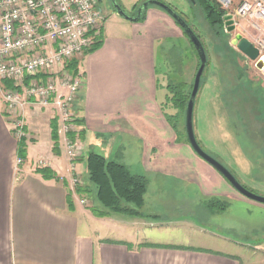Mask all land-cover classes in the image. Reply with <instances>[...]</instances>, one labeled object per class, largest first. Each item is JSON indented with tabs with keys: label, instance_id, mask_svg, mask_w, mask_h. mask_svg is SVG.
I'll return each instance as SVG.
<instances>
[{
	"label": "crops",
	"instance_id": "crops-1",
	"mask_svg": "<svg viewBox=\"0 0 264 264\" xmlns=\"http://www.w3.org/2000/svg\"><path fill=\"white\" fill-rule=\"evenodd\" d=\"M190 47L180 26L157 6L149 7L141 21L106 20L100 47L79 65L84 82L78 94L79 132L73 136L87 150L74 172L62 148L55 110L35 106L24 111L29 138L24 163L16 171L20 143L0 96V264H238L221 256L142 247L197 248L184 239L175 244L177 228L170 223L183 215L158 218L172 201V186L192 183L190 161L181 153L176 156L182 148L176 146L174 129L158 101L169 96L168 86L159 83L163 78L187 82ZM91 153L144 176L148 189L143 209L157 218L96 217L88 204L82 205L85 195L72 194V180L76 174L83 181L88 177L86 159ZM44 168L60 180L44 178L39 173ZM196 178L198 185H205L204 178ZM203 233L198 249L232 256L223 248L236 247L233 240ZM127 245L140 249L128 251Z\"/></svg>",
	"mask_w": 264,
	"mask_h": 264
},
{
	"label": "rangeland",
	"instance_id": "rangeland-1",
	"mask_svg": "<svg viewBox=\"0 0 264 264\" xmlns=\"http://www.w3.org/2000/svg\"><path fill=\"white\" fill-rule=\"evenodd\" d=\"M116 1L128 16H134L139 7L150 0ZM156 1L169 6L187 21L200 37L207 55L208 64L202 76L194 108L193 124L199 145L208 155L225 166L243 187L264 198V74L256 69L254 62L232 46V40L237 35L250 40L256 33L248 21L240 17L236 19V30L233 33L227 32L226 28L224 32L213 28L208 24L203 9L198 6L193 9L190 0ZM213 1L222 6L217 0ZM238 1L235 0L236 3ZM98 3L107 21L113 23L116 18L121 19L115 15L111 0H98ZM234 6L237 7V4ZM225 10L228 15L234 8ZM190 46L192 68L184 76L187 82L184 83L177 78L169 82L163 78L159 82L163 86L186 84L183 90L188 98L191 96L200 67V59L191 42ZM162 85L159 87L160 91ZM173 95L171 94V99ZM188 98L186 100H190ZM175 100L158 101L174 129L176 146L182 148L176 152V156L181 153L190 161L192 183L172 186V189L174 188L171 193L172 201L165 204L167 209L162 210L158 218L176 219L183 215V218H179L180 221L170 223L177 228L175 244L178 245L184 239L185 244H193L197 248L148 244L142 247L221 256L238 264L264 262V204L251 201L239 194L220 173L196 155L186 133V109L189 101L180 107ZM79 144L84 155L87 149L82 141ZM196 177L204 178L206 186L198 185ZM86 179L88 180V177ZM94 196L92 193L85 196L90 210L98 206ZM143 207L141 208L143 217L157 218L155 214L145 212ZM208 207L211 211H208ZM155 221L161 223V220ZM203 230L233 240L236 247L223 248L232 256L224 255L225 252L218 254L198 249L203 242L199 239V236L204 234ZM127 246L128 251L140 249ZM210 246L214 248L215 244Z\"/></svg>",
	"mask_w": 264,
	"mask_h": 264
},
{
	"label": "built area",
	"instance_id": "built-area-1",
	"mask_svg": "<svg viewBox=\"0 0 264 264\" xmlns=\"http://www.w3.org/2000/svg\"><path fill=\"white\" fill-rule=\"evenodd\" d=\"M217 1L234 8L235 24L238 17L248 21L256 33L250 41L264 58V0ZM105 22L98 0H0V91L14 137L19 143L29 138L26 108L54 109L71 172L83 155L72 135L79 132L77 104L84 74L79 68L74 75L67 66L80 63L100 42ZM23 163L17 160L18 173ZM72 183V194L78 195L76 188L84 181L76 174ZM80 203L88 202L83 198Z\"/></svg>",
	"mask_w": 264,
	"mask_h": 264
},
{
	"label": "trees",
	"instance_id": "trees-1",
	"mask_svg": "<svg viewBox=\"0 0 264 264\" xmlns=\"http://www.w3.org/2000/svg\"><path fill=\"white\" fill-rule=\"evenodd\" d=\"M191 5L193 9L197 6L202 8L206 14L208 24L211 27H216L218 30L224 32V29L226 28L224 17L227 15V12L220 4L213 0H195L194 3L191 2ZM144 13L145 11L139 21L144 19ZM198 38L200 39L199 36ZM99 47L100 42L87 52V54L96 51ZM79 65V61L74 60L68 64L67 69L72 74L76 75L79 71ZM4 86L6 88H11L12 84L10 82H5ZM185 88L186 84H169L167 87L169 93L168 100L176 99V104L183 107L184 104L189 101L186 100L188 97L184 94L185 90L183 89ZM171 94H174L172 99L170 97ZM188 99H190V97ZM72 138L75 139L73 135ZM53 140L55 142V150H57L59 134L58 127L55 125L53 127ZM19 151L20 158L23 159L26 152L25 141L20 143ZM86 163L88 180L85 179L84 184L76 188V192L78 195L86 196L88 194L90 195V193L95 195V202L98 206H94L91 212L96 217H109L111 215H122L132 218L143 217L141 214V208L144 206V196L148 184L144 176L135 175L125 165L116 161H110L97 153L89 154ZM39 173H41L46 179H59L48 168L40 169Z\"/></svg>",
	"mask_w": 264,
	"mask_h": 264
},
{
	"label": "water",
	"instance_id": "water-1",
	"mask_svg": "<svg viewBox=\"0 0 264 264\" xmlns=\"http://www.w3.org/2000/svg\"><path fill=\"white\" fill-rule=\"evenodd\" d=\"M115 12L123 18L126 21L129 22H137L140 20L142 14L144 11H146L150 6H157L164 10L169 16H171L175 22L180 26V28L183 30L187 38L190 40V42L193 44L198 57L200 59V67L198 69V72L195 77V82L193 86V90L190 96V100L187 105L186 109V133L188 137L189 144L192 148V150L196 153L197 156H199L204 162L212 166L220 175H222L225 180L242 196L246 197L247 199L264 204V198L255 195L254 193L248 191L245 187H243L238 180L234 177V175L220 162H218L216 159L208 155L199 145L195 131H194V108H195V102L197 95L199 93L200 87H201V80L202 76L204 74V71L207 66V55L204 49V46L201 42V40L198 38V36L195 34V32L192 30V28L188 25V23L182 18L181 15H179L175 10L170 8L169 6L163 4L160 1L156 0H150L142 4L139 9L137 10V13L135 16H128L120 7V5L117 3L116 0H111ZM192 3L195 2V0H190ZM225 21V27L227 29V32L233 33L236 30V24L233 14H228L224 17ZM232 46L235 47L240 53H242L244 56H246L250 61L254 62L255 67L258 71L262 72L264 74V58L260 56L259 50L253 45V43L241 36L237 35L234 40H232Z\"/></svg>",
	"mask_w": 264,
	"mask_h": 264
}]
</instances>
